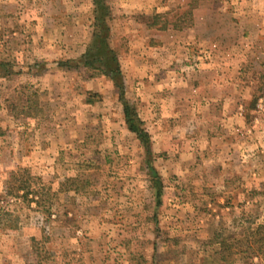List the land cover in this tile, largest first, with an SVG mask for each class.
<instances>
[{
  "label": "rangeland",
  "instance_id": "374dc122",
  "mask_svg": "<svg viewBox=\"0 0 264 264\" xmlns=\"http://www.w3.org/2000/svg\"><path fill=\"white\" fill-rule=\"evenodd\" d=\"M105 2L150 152L114 82L57 67L91 0H0V264H264V0Z\"/></svg>",
  "mask_w": 264,
  "mask_h": 264
},
{
  "label": "trees",
  "instance_id": "16d2710c",
  "mask_svg": "<svg viewBox=\"0 0 264 264\" xmlns=\"http://www.w3.org/2000/svg\"><path fill=\"white\" fill-rule=\"evenodd\" d=\"M93 2V33L90 39V43L87 46L86 52L77 60H67L56 62L59 69H85L93 76H104L114 82L115 86L120 89L121 101L124 107V124L128 131L135 134L140 140L143 146H145L146 152H150L149 149V136L142 129L141 123L138 120L135 110L124 97V83L122 78V72L120 69V63L116 52L109 45V21L111 19V10L106 4L105 0H92ZM155 16L154 18H159ZM149 28H155V24L148 25ZM162 29V27H161ZM148 149V150H147ZM155 174V173H154ZM156 176V175H154ZM20 177V178H19ZM36 180L25 171L19 170L16 173L11 174L10 181L6 184L5 190L7 197H15L21 199H27L30 195L39 196L37 191L30 190L32 181ZM156 185L159 186L158 182ZM160 189H157V196L160 194ZM39 205V202H36ZM9 217L11 215H8ZM256 235L261 240H264V226L257 228ZM261 243V242H260ZM264 245V243H263ZM222 248L225 251H230L231 246H228L224 242L221 243ZM259 251L264 252V246H260ZM259 255V254H257Z\"/></svg>",
  "mask_w": 264,
  "mask_h": 264
},
{
  "label": "crops",
  "instance_id": "0c3cea01",
  "mask_svg": "<svg viewBox=\"0 0 264 264\" xmlns=\"http://www.w3.org/2000/svg\"><path fill=\"white\" fill-rule=\"evenodd\" d=\"M91 3H92V6H93V2H92V0H91ZM125 13V12H124ZM126 14V13H125ZM92 22H93V20H92ZM88 46V45H87ZM86 49H87V47H86ZM86 49L84 50V52L81 54V56L86 52ZM80 56V57H81Z\"/></svg>",
  "mask_w": 264,
  "mask_h": 264
}]
</instances>
